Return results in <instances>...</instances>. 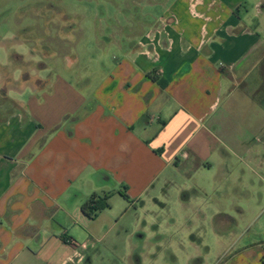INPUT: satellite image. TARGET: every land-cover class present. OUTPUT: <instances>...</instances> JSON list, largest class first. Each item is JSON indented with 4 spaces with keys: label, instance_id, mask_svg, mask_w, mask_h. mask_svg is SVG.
Wrapping results in <instances>:
<instances>
[{
    "label": "crops",
    "instance_id": "obj_1",
    "mask_svg": "<svg viewBox=\"0 0 264 264\" xmlns=\"http://www.w3.org/2000/svg\"><path fill=\"white\" fill-rule=\"evenodd\" d=\"M160 1L89 94L19 67L3 91L0 72V264H86L82 204L126 180L139 199L169 165L213 179L219 250L189 263L264 264V0Z\"/></svg>",
    "mask_w": 264,
    "mask_h": 264
},
{
    "label": "rangeland",
    "instance_id": "obj_2",
    "mask_svg": "<svg viewBox=\"0 0 264 264\" xmlns=\"http://www.w3.org/2000/svg\"><path fill=\"white\" fill-rule=\"evenodd\" d=\"M152 6L148 0H0V64L19 56L24 60L19 68L31 76L28 82L36 81L39 70L42 77L59 75L89 94L120 56L116 41H136L164 10L160 0ZM212 183L206 171L192 176L169 165L139 199L133 183L109 184L104 191L110 207L91 222L94 235L85 230L86 264H190L205 247L216 253ZM183 189L199 195L191 194L183 205ZM233 228L237 234L242 230Z\"/></svg>",
    "mask_w": 264,
    "mask_h": 264
},
{
    "label": "trees",
    "instance_id": "obj_3",
    "mask_svg": "<svg viewBox=\"0 0 264 264\" xmlns=\"http://www.w3.org/2000/svg\"><path fill=\"white\" fill-rule=\"evenodd\" d=\"M24 64V60L16 56L13 57L12 62H11V67L6 66V67H1L0 66V71L5 75V82L3 86V91L7 90L8 85L12 83L11 79V72H12V66L14 67H20ZM10 67V68H8ZM30 79L28 73L24 74V80L28 81ZM108 195L104 196H99L97 194H92L81 206V211L85 216H87L91 220H95L101 211L108 209L110 207L108 203Z\"/></svg>",
    "mask_w": 264,
    "mask_h": 264
},
{
    "label": "built area",
    "instance_id": "obj_4",
    "mask_svg": "<svg viewBox=\"0 0 264 264\" xmlns=\"http://www.w3.org/2000/svg\"><path fill=\"white\" fill-rule=\"evenodd\" d=\"M71 245L74 247V253L73 255H71L69 258H68V261L69 263L70 262H75L76 260L77 261H81L83 259V256L81 254V252L79 251V248L83 249V250H86L87 249V244L83 243V244H79L77 242H71Z\"/></svg>",
    "mask_w": 264,
    "mask_h": 264
}]
</instances>
